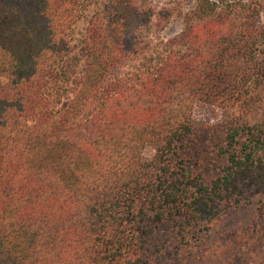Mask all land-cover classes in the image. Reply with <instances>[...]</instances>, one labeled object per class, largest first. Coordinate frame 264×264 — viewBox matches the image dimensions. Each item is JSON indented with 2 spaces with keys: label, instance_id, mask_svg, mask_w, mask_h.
Instances as JSON below:
<instances>
[{
  "label": "trees",
  "instance_id": "obj_1",
  "mask_svg": "<svg viewBox=\"0 0 264 264\" xmlns=\"http://www.w3.org/2000/svg\"><path fill=\"white\" fill-rule=\"evenodd\" d=\"M83 1L0 0V264H264V5L111 0L71 81ZM175 14L164 54L127 70ZM196 101L237 113L195 127Z\"/></svg>",
  "mask_w": 264,
  "mask_h": 264
},
{
  "label": "rangeland",
  "instance_id": "obj_2",
  "mask_svg": "<svg viewBox=\"0 0 264 264\" xmlns=\"http://www.w3.org/2000/svg\"><path fill=\"white\" fill-rule=\"evenodd\" d=\"M111 0H84L81 7V15L72 28L73 51L69 57L59 61L57 68L59 70L67 69L70 64L71 81L75 80L83 67L84 62V45L82 39L85 35L86 27L90 17L101 11L108 9ZM197 0H141L143 6L150 7L156 11H175L185 12L196 5ZM264 5V0H256ZM261 21L264 23V10L261 14ZM183 28V22L179 15L176 14L170 18L155 17L152 21V28L147 30L146 36L149 42L147 51L140 59L128 67L127 70H141L143 65H150L158 61L164 54L167 41L178 34ZM6 82L4 76L0 75V87ZM63 106L67 103V99L63 100ZM237 113L236 109L214 106L202 101H196L192 110V123L195 127L207 128L217 125L223 118L230 117ZM259 115L258 110H254L249 121H255ZM153 151L147 147L143 151L144 160L151 159ZM255 219L254 209L251 207L237 209L230 213L221 222L216 229V234L226 231H238L244 227L253 224Z\"/></svg>",
  "mask_w": 264,
  "mask_h": 264
}]
</instances>
